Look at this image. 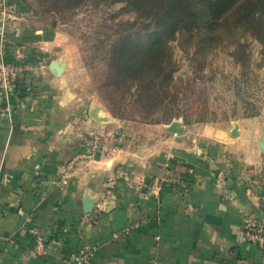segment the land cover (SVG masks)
I'll return each mask as SVG.
<instances>
[{
	"label": "crops",
	"instance_id": "crops-1",
	"mask_svg": "<svg viewBox=\"0 0 264 264\" xmlns=\"http://www.w3.org/2000/svg\"><path fill=\"white\" fill-rule=\"evenodd\" d=\"M6 28L21 70L8 98L0 92V264H62L82 248L90 264H264L245 234L247 222L264 233V113L239 119L236 136L233 124L175 134L98 122L58 35L19 6ZM54 59L65 65L58 75Z\"/></svg>",
	"mask_w": 264,
	"mask_h": 264
},
{
	"label": "rangeland",
	"instance_id": "rangeland-1",
	"mask_svg": "<svg viewBox=\"0 0 264 264\" xmlns=\"http://www.w3.org/2000/svg\"><path fill=\"white\" fill-rule=\"evenodd\" d=\"M129 0H15L35 26L59 37V50L73 73L77 93L98 105L109 120L131 128L179 121L184 129L228 127L264 113V68L261 43L239 26L236 6L214 22L179 33L168 41L173 86L151 116L141 112L135 95L111 84L109 45L135 21ZM140 21V20H139ZM212 24V25H214ZM139 25H141L139 23ZM247 53L243 60L238 46ZM152 121V122H150ZM157 121V122H155ZM99 145V142H98Z\"/></svg>",
	"mask_w": 264,
	"mask_h": 264
},
{
	"label": "trees",
	"instance_id": "trees-1",
	"mask_svg": "<svg viewBox=\"0 0 264 264\" xmlns=\"http://www.w3.org/2000/svg\"><path fill=\"white\" fill-rule=\"evenodd\" d=\"M127 6L135 11V21L109 45L111 84L133 93L146 117L172 95L173 59L168 41L204 23L213 30L214 22L236 6L239 26L262 45L264 68V0H129ZM236 54L242 62L247 57L240 45Z\"/></svg>",
	"mask_w": 264,
	"mask_h": 264
},
{
	"label": "built area",
	"instance_id": "built-area-1",
	"mask_svg": "<svg viewBox=\"0 0 264 264\" xmlns=\"http://www.w3.org/2000/svg\"><path fill=\"white\" fill-rule=\"evenodd\" d=\"M15 0H0V92L5 99L8 98L12 87L20 73V66L11 58L9 50V39L7 33V23L10 18V13L16 8ZM8 110V105L4 111ZM99 137L93 136L88 141L87 155L89 157L98 148ZM72 162L68 165L71 167ZM264 202V201H263ZM29 231L33 235V250L37 254L45 253V242L43 236L35 227H29ZM245 234L248 241L256 243L264 249V233L261 226L254 225L252 222H247L245 225ZM93 257V250L90 248H82L77 251L70 252L62 259V264H90Z\"/></svg>",
	"mask_w": 264,
	"mask_h": 264
},
{
	"label": "water",
	"instance_id": "water-1",
	"mask_svg": "<svg viewBox=\"0 0 264 264\" xmlns=\"http://www.w3.org/2000/svg\"><path fill=\"white\" fill-rule=\"evenodd\" d=\"M64 63L59 62L57 59H54L50 62L49 68L55 74L58 75L64 68ZM90 116L98 122H106L109 120V116L103 112V110L98 105H91L89 109ZM165 129L169 132L175 134H181L184 131V126L177 120H172L169 124L165 125ZM238 134V123H233V127L229 132L230 136H236ZM259 148L264 151V134L261 137L259 143ZM85 211L89 212L92 205L91 202L86 200Z\"/></svg>",
	"mask_w": 264,
	"mask_h": 264
}]
</instances>
